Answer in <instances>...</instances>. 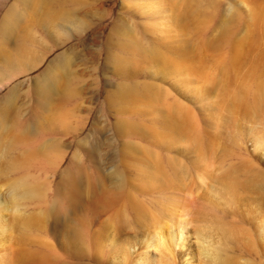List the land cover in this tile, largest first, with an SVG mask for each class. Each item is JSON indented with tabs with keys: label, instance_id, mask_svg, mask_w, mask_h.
I'll list each match as a JSON object with an SVG mask.
<instances>
[{
	"label": "rangeland",
	"instance_id": "obj_1",
	"mask_svg": "<svg viewBox=\"0 0 264 264\" xmlns=\"http://www.w3.org/2000/svg\"><path fill=\"white\" fill-rule=\"evenodd\" d=\"M50 1L0 0V264H264V0Z\"/></svg>",
	"mask_w": 264,
	"mask_h": 264
},
{
	"label": "bare ground",
	"instance_id": "obj_2",
	"mask_svg": "<svg viewBox=\"0 0 264 264\" xmlns=\"http://www.w3.org/2000/svg\"><path fill=\"white\" fill-rule=\"evenodd\" d=\"M19 1V0H18ZM21 1V3H24V4H26V5H28V6H30V7H34L35 6V8L36 7H38V5L40 6V5H42L43 6V4H47V3H50L51 1L50 0H20ZM58 1V0H57ZM147 1V0H146ZM190 0H188L187 2H189ZM194 1V0H193ZM60 2V1H59ZM149 2V1H148ZM185 2V1H184ZM186 2V3H187ZM54 3H55V1H54ZM181 3V2H180ZM184 4L185 6L187 5V7L186 8H189L190 9V6L193 4V3H187V4ZM196 3V2H195ZM17 4V3H16ZM147 4V3H146ZM175 4H176V2H175ZM182 4H183V0H182ZM181 4V5H182ZM149 5L150 6H152L153 5V3L152 2H149ZM190 5V6H189ZM194 5V4H193ZM196 5V4H195ZM41 6V7H42ZM59 6V5H58ZM147 6V5H146ZM150 6H148V8L147 9H149V10H151L152 11V8L150 7ZM183 6V5H182ZM189 6V7H188ZM145 8V9H146ZM18 9V8H17ZM17 9H15V6H12L11 7V9H10V11H9V13L6 15V16H4V19H3V22L1 21V27H10L11 26V28L12 27H14V26H18L19 24H20V22L19 21H17L16 19H14V14H16L17 12H16V10ZM146 9V10H147ZM50 10H52V9H50ZM154 10V9H153ZM200 10V9H199ZM36 10L34 9V12H35ZM38 11H40V9H38ZM41 11H42V8H41ZM46 11L48 12L49 11V9L47 10L46 9ZM45 11V12H46ZM196 11H198V10H196L195 8H193V9H191V11H189L187 14L188 15H190V18H191V20H193V24H198V14H196L195 12ZM46 12V13H47ZM53 12V10L51 11V13ZM58 12V11H57ZM57 12H55L54 11V13L56 14ZM186 12H187V10H186ZM38 14H40V12H37ZM42 13V12H41ZM53 13V14H54ZM190 13V14H189ZM198 13V12H197ZM53 14H51V17H53ZM260 14V13H259ZM17 16V15H16ZM39 16V15H38ZM47 16V15H46ZM45 16V17H46ZM200 16H202V15H200ZM255 16H257V15H255ZM255 16H253V18L255 17ZM43 17V16H42ZM41 17V18H42ZM51 17H48V18H51ZM203 18H204V16H202ZM260 17H261V15H260ZM259 17V18H260ZM22 18V17H21ZM24 18V17H23ZM200 18V17H199ZM19 19V18H18ZM45 19V18H44ZM254 19H256V18H254ZM17 22H16V21ZM190 20V19H189ZM203 20V19H202ZM202 20H201V22H202ZM257 20V19H256ZM22 21V20H21ZM46 21V20H45ZM199 21H200V19H199ZM191 22V21H190ZM196 22V23H195ZM201 22H199V23H201ZM24 23V22H23ZM23 23H22V25H23ZM185 23V22H184ZM260 23H261V21H260ZM22 25H19V27L20 26H22ZM194 27V26H193ZM195 27H196V25H195ZM10 28V29H11ZM4 29V28H3ZM195 29H197V28H195ZM12 30V29H11ZM14 30V29H13ZM19 30V29H18ZM7 31V30H6ZM16 31V30H15ZM22 31V30H21ZM1 32V31H0ZM8 32V31H7ZM6 32V33H7ZM10 32V31H9ZM12 32V31H11ZM262 32H264L263 30H262ZM4 33V32H3ZM9 34V33H8ZM262 34H264V33H262ZM11 35V34H10ZM9 35V36H10ZM11 36H14V34L13 35H11ZM261 36V35H260ZM15 37V36H14ZM262 37V36H261ZM228 38V37H227ZM264 38V37H263ZM225 40V39H224ZM27 41V40H26ZM22 42V41H21ZM237 42V41H236ZM24 43V42H23ZM237 45H238V42H237ZM240 45H241V42H240ZM230 46H231V44H230ZM20 47L21 46H19L18 48L20 49ZM24 48V47H23ZM234 48H235V50H241V49H239L236 45H234ZM233 48V49H234ZM26 51V50H25ZM233 52H235V51H233ZM0 53H2V51L0 52ZM159 53H161V52H159ZM230 53L231 52H229V55H230ZM26 54V53H25ZM23 55V54H22ZM235 55H237L236 54V52L235 53H233V57H232V63H234V61H235ZM24 56V55H23ZM22 56V57H23ZM231 56V55H230ZM229 56V57H230ZM25 57V56H24ZM9 59V58H8ZM18 60V59H17ZM219 60V59H218ZM9 61H11V60H9ZM182 61V60H181ZM221 61V60H220ZM225 61H226V59H225ZM227 61H228V59H227ZM18 62V61H17ZM172 62V61H171ZM179 63V62H178ZM216 63V62H215ZM229 63H231V62H229ZM11 64V63H10ZM219 64V63H218ZM224 64V63H223ZM176 65V64H175ZM186 65V64H185ZM184 65V66H185ZM17 66V65H16ZM182 66V65H181ZM183 66V67H184ZM14 67H15V65H14ZM189 67H190V65H189ZM188 69V68H187ZM214 69V68H213ZM226 70V69H225ZM209 75H210V73H209ZM208 75V76H209ZM207 76V77H208ZM7 78H3V79H0V90L3 88V87H9V86H11V83L13 82V80H14V78L13 77H11V75L9 76V74H8V76H6ZM203 77V76H202ZM207 79V78H206ZM206 81V80H205ZM211 82V81H210ZM222 83V82H221ZM246 83V82H245ZM244 83V85H246ZM59 84V83H58ZM219 84V83H218ZM238 86V85H237ZM238 88H240V86L238 87ZM228 92V91H227ZM238 92V91H237ZM235 94V95H234ZM234 94L232 93V95H233V101H232V105L234 106V107H242L243 106V104L245 103V102H243V100H242V98H236V97H240L242 94H241V92L240 93H238V94H236L235 92H234ZM240 94V95H239ZM143 97L144 98H146V99H148V100H151V99H153L152 97H153V95L151 94V92L149 91V90H144V92H143ZM238 95V96H237ZM230 97V96H229ZM235 98V99H234ZM228 99V98H227ZM155 101V100H154ZM248 101V100H247ZM231 103V102H230ZM246 104V103H245ZM168 106V105H167ZM181 106V105H180ZM181 108H183V107H180V109ZM7 109V108H6ZM6 109H3V110H6ZM174 112L175 111H177L176 110V108L174 107ZM0 111H2V109L0 110ZM188 111V110H187ZM4 112L5 111H3L2 113L4 114ZM171 112V111H170ZM173 112V111H172ZM180 112H182V111H180ZM6 113V112H5ZM186 112L184 111V113L182 112V113H180L181 114V116L180 117H178L177 115H179V114H175V113H173V115L175 116V118L176 117H178V120L180 119V123L182 124L181 125V129L183 130V132H185V134H191L192 133V131H193V126L191 125V123L190 122H188V119H187V116H186V114H185ZM2 114V115H3ZM6 116V115H5ZM2 119H4V117H2ZM176 120H177V118H176ZM175 120V121H176ZM177 120V121H178ZM1 121V120H0ZM5 123V122H4ZM179 123V122H178ZM177 124V123H176ZM12 126V125H11ZM10 126V131H11V133H12V129H14L13 127H11ZM176 126V125H175ZM14 127H15V125H14ZM176 130H178V129H176ZM181 130V131H182ZM194 132V131H193ZM9 133V132H8ZM14 133V132H13ZM12 133V134H13ZM7 134V133H6ZM12 134L10 135L12 138H9V140L8 141H6V143H7V145L5 146V151L4 152H7L6 151V149H10L11 148V146H13V144L15 145L16 143H17V141H19L18 139H19V137L15 134H13L14 136H12ZM19 134H20V132H19ZM8 135V136H9ZM9 136V137H10ZM1 137V136H0ZM4 137H5V135H4ZM6 138V137H5ZM192 138V137H191ZM4 140V139H3ZM2 140V141H3ZM20 143V142H19ZM19 143H17V144H19ZM1 144V143H0ZM3 144V143H2ZM16 146V145H15ZM14 146V147H15ZM2 149V148H1ZM8 153V152H7ZM3 158V157H2ZM158 165H159V163H158ZM156 169V168H155ZM159 168L157 167V170H158ZM224 179L225 180H223L224 181V187L226 186V190L231 194V195H235V193L237 192V190H238V188L240 187H242V181H240V180H238V178H236V176L234 175V174H230V175H227L226 176V174H225V176H224ZM27 181V180H26ZM20 187H21V189H24L28 194H30V195H37L36 194V187L34 186V184H32L31 185V183H29L28 184V182H23V183H21V185H20ZM38 191V190H37ZM33 218V217H32ZM31 220V219H30ZM29 220V221H30ZM21 221V220H20ZM32 221H34L33 219L31 220V222ZM22 222V221H21ZM28 222V221H27ZM27 222L25 223L26 225H28L29 226V223L27 224ZM22 224V223H21ZM25 225V226H26ZM31 225V224H30ZM34 225V224H33ZM24 226V225H23ZM263 226V225H262ZM26 228H27V226H26ZM172 228V227H171ZM172 230H175L174 229V227H173V229ZM172 230H170V234H168L167 236H162V238L160 237V239H162V242H163V244H164V246H163V244L161 245L162 246V248L164 247V249L166 250V252H168V257L170 258V263H168V264H173V263H175L174 261V259H175V257H174V252H173V250H171L169 247H172L173 249H184V247H186L185 245H186V243H187V239H188V235H187V231H186V229H185V227L184 226H179V227H177V230L176 231H174V232H171ZM233 230H234V228H233ZM263 231V230H262ZM159 235H161V234H159ZM166 235V234H165ZM262 235V234H261ZM156 236V235H155ZM169 236V237H168ZM165 237V238H164ZM264 237V236H263ZM158 240V239H157ZM173 241V242H170L169 244H170V246L168 247L165 243V241ZM159 241V240H158ZM158 241H157V243L156 244H158ZM161 241V240H160ZM149 242V241H148ZM146 243L148 246L150 245V243ZM161 242V243H162ZM144 243V244H145ZM168 243V242H167ZM155 244V243H154ZM146 247V246H145ZM152 247H153V245H152ZM149 248V247H148ZM145 249H147V248H145ZM177 251V250H176ZM148 252V251H147ZM164 252V251H163ZM145 254H147V253H145ZM220 255V254H219ZM218 255V258L220 259L221 257ZM183 260L180 262V264H196L192 259H187V258H185V257H187L188 256V253H187V251H185L184 253H183ZM167 257V256H166ZM180 257H181V255H180ZM224 255H223V259L222 260H224ZM147 258V257H146ZM142 259V258H141ZM165 259H167V258H165ZM217 259V258H216ZM226 260V259H225ZM2 261V260H1ZM163 261V260H162ZM226 261H228V260H226ZM168 262V261H167ZM220 262H223V261H220ZM229 263L231 262V261H228ZM224 263V262H223ZM223 263H221V264H223ZM176 264V263H175ZM204 264V263H203ZM217 264V263H216ZM219 264V263H218ZM224 264H228L227 262L226 263H224Z\"/></svg>",
	"mask_w": 264,
	"mask_h": 264
}]
</instances>
